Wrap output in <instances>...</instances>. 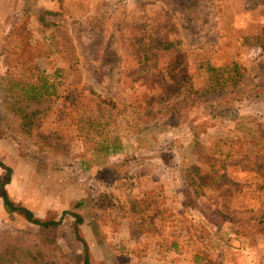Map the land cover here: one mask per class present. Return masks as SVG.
Here are the masks:
<instances>
[{"label":"rangeland","instance_id":"rangeland-1","mask_svg":"<svg viewBox=\"0 0 264 264\" xmlns=\"http://www.w3.org/2000/svg\"><path fill=\"white\" fill-rule=\"evenodd\" d=\"M20 1L10 34L27 37L25 58L39 71L61 76L56 96L34 105L29 137L6 117L5 103L21 97L8 91L5 34L0 39V163L11 170L4 189L15 206L58 224L28 223L0 197V241L40 233L73 264L85 255L91 264H264V230L253 239L235 233L264 213V52L250 40L264 36V0H203L196 24L177 8L184 0ZM98 33L94 64L86 47ZM149 35L178 39L180 48L152 50L147 66L141 45ZM205 60L239 63L256 88L219 105L226 93L209 91V74L198 67ZM109 133L124 150L98 159L94 149ZM124 161L128 178H110L106 168ZM5 175L0 167V184Z\"/></svg>","mask_w":264,"mask_h":264},{"label":"trees","instance_id":"trees-1","mask_svg":"<svg viewBox=\"0 0 264 264\" xmlns=\"http://www.w3.org/2000/svg\"><path fill=\"white\" fill-rule=\"evenodd\" d=\"M162 2H170V0H159ZM180 12L193 24L198 23L200 18V10L203 7V0H184L176 4ZM38 21H43V15H39ZM149 31L144 28V33ZM100 33H98L99 35ZM93 42L87 45V53L90 62L98 64L102 52V38L99 35ZM153 35L144 36L142 38L145 51H142L141 62L147 66L151 63V54L154 49L172 50L180 48V40L161 42ZM22 39L18 40L15 35L9 33L7 43L3 45L1 50L7 55V79L6 85L9 90L19 92L20 100H15L12 103H5V112L8 119H17L20 121L21 128L30 137L35 133V120L39 112H37V103L45 99H51L56 95L57 82L55 78L59 79L60 74L55 71L51 78L44 70L39 71L31 59L25 58L28 48L31 43L25 42L26 36L21 35ZM252 46L260 48L264 52V36L253 37ZM250 46V45H248ZM199 68L209 74L207 79L209 91L224 90L226 97L218 104L224 106L230 101H238L245 97L246 94L253 91L256 87L254 83L247 82L245 69L237 62H231L223 67H213L209 61L205 60L199 63ZM185 80V79H184ZM183 80V81H184ZM190 93V92H189ZM195 96L198 93H193ZM10 96V95H9ZM8 96V97H9ZM98 102L110 107L111 111H115L116 104L112 100H103L98 95H95ZM197 97V96H196ZM25 102V104H23ZM32 103V104H31ZM183 112L174 113L175 116L181 118ZM145 119L153 120L155 117L152 113H148ZM124 150L120 138L117 135L108 134L97 142L94 149V155L98 159L106 160L109 157L121 154ZM0 167L6 170L5 181L0 184V197L2 199L3 207L9 213L21 212L24 219L31 224L39 226L43 229H50L57 226V222L51 220H40L35 218L33 214L22 208L15 206L7 196L4 189L10 181L11 170L4 167L0 163ZM107 175L113 180H125L129 175V163L124 161L117 165H112L106 168ZM193 194L198 191L192 189ZM75 218V227L73 232L77 237L76 226L81 223V219L77 215ZM264 230V213L260 216L249 219L247 222L238 225L235 233L242 238H251L255 236L257 231ZM202 242V237H198ZM78 239V237H77ZM79 240V239H78ZM0 264H73L69 258L51 238L40 233L21 232V234H5L0 241ZM83 264H91L89 257L84 256Z\"/></svg>","mask_w":264,"mask_h":264},{"label":"crops","instance_id":"crops-1","mask_svg":"<svg viewBox=\"0 0 264 264\" xmlns=\"http://www.w3.org/2000/svg\"><path fill=\"white\" fill-rule=\"evenodd\" d=\"M20 2H21L20 0H0V39L4 36V34L6 36L5 37V39H6L9 35V33L11 32V27L13 26L16 18H15V20H10V17L12 15H13V17L19 16L21 13L20 10L24 9V7L22 6V4H20ZM2 153L4 156L5 153L4 152H2ZM84 244H85V242H84Z\"/></svg>","mask_w":264,"mask_h":264},{"label":"water","instance_id":"water-1","mask_svg":"<svg viewBox=\"0 0 264 264\" xmlns=\"http://www.w3.org/2000/svg\"><path fill=\"white\" fill-rule=\"evenodd\" d=\"M78 237V236H77ZM78 239L80 240V238L78 237ZM81 241V240H80ZM81 243H82V245H83V247H84V249H85V251H87V247H86V245L84 244V242L83 241H81Z\"/></svg>","mask_w":264,"mask_h":264}]
</instances>
